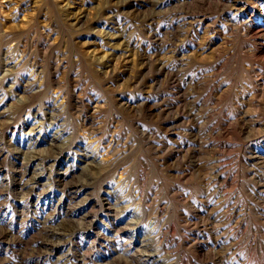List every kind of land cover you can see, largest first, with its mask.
Instances as JSON below:
<instances>
[{
    "label": "rangeland",
    "instance_id": "obj_1",
    "mask_svg": "<svg viewBox=\"0 0 264 264\" xmlns=\"http://www.w3.org/2000/svg\"><path fill=\"white\" fill-rule=\"evenodd\" d=\"M0 264H264V0H0Z\"/></svg>",
    "mask_w": 264,
    "mask_h": 264
}]
</instances>
